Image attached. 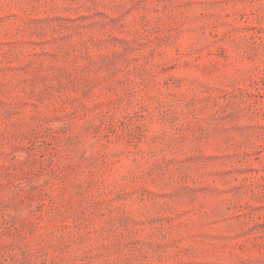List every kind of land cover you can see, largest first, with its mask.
<instances>
[{"label": "rangeland", "instance_id": "1", "mask_svg": "<svg viewBox=\"0 0 264 264\" xmlns=\"http://www.w3.org/2000/svg\"><path fill=\"white\" fill-rule=\"evenodd\" d=\"M0 264H264V0H0Z\"/></svg>", "mask_w": 264, "mask_h": 264}]
</instances>
